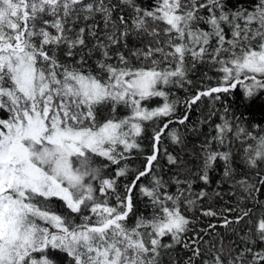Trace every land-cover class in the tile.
<instances>
[{
	"label": "snow or ice",
	"instance_id": "1",
	"mask_svg": "<svg viewBox=\"0 0 264 264\" xmlns=\"http://www.w3.org/2000/svg\"><path fill=\"white\" fill-rule=\"evenodd\" d=\"M230 5L0 0V264H57L55 252L66 264H264V247H257L264 245V200L255 195L264 193V129L221 117L185 179L174 174V193L154 174L162 137L184 144L171 126L185 125L188 115L172 119L178 101L171 89L192 84L198 65L214 69L217 83L193 94L187 108L233 90H242L246 105L264 99V0ZM148 122L151 154L121 196L118 178L130 175L127 161L148 138ZM164 155L170 165L181 163L167 149ZM237 157L246 170L239 175ZM221 161L224 179L252 207L224 219L226 227L245 222L239 242L205 250L199 234L186 239L192 221L185 209L207 195L192 198L193 180L209 184ZM109 164L117 166L114 176L105 172ZM149 176L139 187L151 212L137 214L132 192ZM177 246L190 253L183 262L171 258Z\"/></svg>",
	"mask_w": 264,
	"mask_h": 264
},
{
	"label": "trees",
	"instance_id": "2",
	"mask_svg": "<svg viewBox=\"0 0 264 264\" xmlns=\"http://www.w3.org/2000/svg\"><path fill=\"white\" fill-rule=\"evenodd\" d=\"M144 3H151V0H144ZM252 0H231V5H235L236 8L250 7ZM230 5V6H231ZM95 59V57L93 58ZM91 63V61H90ZM218 74L214 69L208 65H198L197 68L189 73V78L192 80V84H186L184 88L173 87L172 98L176 99V112L172 119L178 121L185 114L188 115V120L185 125L175 123L172 128L179 131L184 139V144L177 146L171 143L167 137H162L160 146L159 166L154 168V174L162 176L165 181L168 182V191L174 193L176 191V185L173 183V176L175 173H179L181 180L185 179L187 173L185 169H192L195 166V156L199 152L201 143L205 139H211L215 135V125L222 123L221 117H226L232 120L233 117L238 118L242 127H247L250 131H260L264 129V99L256 101L255 104L246 105L239 97L242 90H233L229 94H222V97L218 101H213L208 97L202 98L200 102L193 105L190 109L187 108L185 101L189 100L193 94L199 90H204L210 86H216ZM161 103L156 99L149 103V107H155ZM225 108L228 112L225 113ZM215 112V115L209 116L210 112ZM126 114L125 112L121 113ZM147 139L142 141V148L140 150H133L132 154L127 161L130 175L127 177L118 178V192L121 196L125 194V185L130 183L134 178L136 170H142L146 157L151 154V135H152V123L148 122ZM258 126V127H257ZM239 142H234L232 151L236 152ZM167 149L174 155L180 157L181 163L178 166L170 165L167 161V157L164 155V150ZM220 150H227L222 148ZM102 159V158H101ZM123 163V162H122ZM237 174L242 171H246L241 166V161L237 157L235 165ZM117 166L109 164V167L105 169V172L114 176ZM192 179V177H188ZM210 183L204 184L199 179H194L191 188L192 198L201 192L205 191L207 195L196 200L194 206H190L185 209V215L192 221L190 224V230L186 234V239L189 243L193 238L199 234L203 238V249H207L210 243H215L219 246L221 240L225 243L230 241L239 242L240 236L247 231L245 222L239 224H231L230 226H224V219L235 220L240 214L239 209L244 207H252L250 201H243L240 199L239 191L232 180H226L223 177V162H219L213 170L209 172ZM151 177H143L138 182L137 187L132 192L133 201L135 204V211L137 214L148 215L151 212L150 207H146L149 203L147 198L142 197L140 193V184L149 185ZM96 183V182H94ZM98 187V184H97ZM188 194V193H186ZM99 195V193H97ZM259 199L264 200V193H256ZM114 203V198L110 200ZM57 204L61 202L57 201ZM229 208L234 211H227ZM211 209L217 213L215 216L204 215L203 212ZM79 222V221H77ZM209 225H215L214 228H209ZM257 247H264V245H257ZM190 253L186 249H181L177 246V249L171 254V258L180 259L181 262L186 260ZM57 264H66V258L63 253L55 252L53 254ZM166 261L169 258H165Z\"/></svg>",
	"mask_w": 264,
	"mask_h": 264
}]
</instances>
